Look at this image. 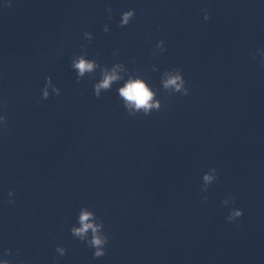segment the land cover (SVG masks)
<instances>
[{
	"label": "clouds",
	"instance_id": "1",
	"mask_svg": "<svg viewBox=\"0 0 264 264\" xmlns=\"http://www.w3.org/2000/svg\"><path fill=\"white\" fill-rule=\"evenodd\" d=\"M106 11L111 18L112 9L109 6ZM204 13V19H210L207 9L202 10ZM135 16V9H129L121 13L119 25L120 27L127 26ZM105 33L109 32V26L105 24L103 26ZM84 37L89 42L92 41L93 36L90 32L85 31ZM164 40H159L156 44V48L160 52L166 51L164 47ZM114 55L116 53H113ZM71 68L76 72V79L79 82L85 75L93 74L100 69L101 78L93 85L94 95L100 98L102 92L111 90L114 83H118L124 80L122 86L118 87L117 92L119 99L122 100L124 108L127 110L130 116H135L138 113H143L145 116L150 115L153 110L159 111L161 108V101L157 99V91L140 76L128 73L127 69L121 63L114 64L111 68L107 66L101 67L96 60L88 59L87 53L74 55L71 59ZM153 71H156L153 68ZM127 75V79L124 76ZM162 88L169 93H179L182 95L188 94V88L185 86L186 81L180 68H173L166 70L161 76ZM61 90L59 87L53 84L51 76L45 77V83L41 90V100L49 99L50 95L59 96ZM8 117L7 115L0 114V129L7 127ZM217 179V170L215 168L209 169L204 173L202 177L203 191H207L208 186ZM8 203H14L15 193L13 191L8 192ZM206 199V198H205ZM225 205L229 203L226 199L223 201ZM242 210L233 208L227 217L229 221H234L236 218L242 216ZM77 225H73L70 228L71 235L86 244L89 248L93 249V258L98 259L107 254L106 245L108 244V236L103 231L104 225L100 221L95 213L88 207H82L77 215ZM56 252L60 256L67 254V249L57 245ZM11 255V250H6L4 256ZM0 264H11L8 259H0Z\"/></svg>",
	"mask_w": 264,
	"mask_h": 264
}]
</instances>
